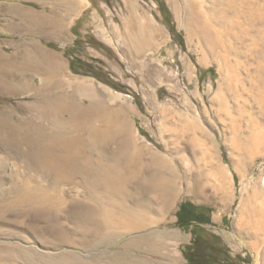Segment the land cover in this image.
<instances>
[{
    "label": "rangeland",
    "instance_id": "rangeland-1",
    "mask_svg": "<svg viewBox=\"0 0 264 264\" xmlns=\"http://www.w3.org/2000/svg\"><path fill=\"white\" fill-rule=\"evenodd\" d=\"M175 1L182 5L178 15L168 0H84L82 13L68 19L51 40L2 28L0 21V47L8 54L15 46L52 52L73 81L95 84L109 105H127L125 118L133 138L150 155L162 156L163 170L175 175L178 186L172 210L162 221L139 231H119L97 249L80 248L77 234L62 237L73 247L63 245L61 236L33 233L27 217L12 215L0 223L2 248L75 251L86 259L116 253L140 264H264V101L259 102V89L248 85L256 74L240 69L238 90L230 92L229 76L221 68L224 60L207 53L179 25L187 8L182 0ZM44 9L48 7H23L26 16ZM150 35L152 44L136 53L135 40L148 43ZM238 43L233 49L237 53L227 58L243 63L248 41ZM32 95L0 93V111L13 113L14 120L44 121L25 109L34 102ZM21 161L17 164L24 171ZM8 163L9 173L15 162ZM63 190L91 202L79 187L65 185ZM183 204L188 206L178 220ZM158 234L165 238L160 245L140 243ZM16 259L9 264H22Z\"/></svg>",
    "mask_w": 264,
    "mask_h": 264
},
{
    "label": "bare ground",
    "instance_id": "bare-ground-1",
    "mask_svg": "<svg viewBox=\"0 0 264 264\" xmlns=\"http://www.w3.org/2000/svg\"><path fill=\"white\" fill-rule=\"evenodd\" d=\"M168 2L174 14H180L181 3ZM182 4L187 17L179 25L189 37L195 35L207 53L224 60L221 68L229 76L228 90H238L240 69L248 75L253 71L256 78L248 85L258 88L262 99L258 100L264 101V0H182ZM51 30L38 26L36 33L49 36ZM149 39L148 43L136 39L135 52L152 44L151 35ZM237 43L246 45L243 63L227 58L237 53L233 51ZM51 53L37 46H15L11 54L0 51V89L34 92V102L25 109L44 120L21 116L14 120L13 113L0 111V223L8 215L27 217L33 233L61 236V243L72 247L62 237L77 234L80 248L88 251L108 244L119 231H139L162 221L174 205L177 179L163 170L161 155H150L145 145L135 141L125 118L127 105H109L95 84L73 81L64 62ZM10 77L18 78L15 88L8 82ZM10 159L16 164L8 173ZM20 161L24 171L17 164ZM65 185L79 187L91 202L69 196ZM163 238L149 235L140 243L153 248ZM81 254L2 248L0 242V264L14 263L16 258L22 264H140L116 253L89 259Z\"/></svg>",
    "mask_w": 264,
    "mask_h": 264
},
{
    "label": "crops",
    "instance_id": "crops-1",
    "mask_svg": "<svg viewBox=\"0 0 264 264\" xmlns=\"http://www.w3.org/2000/svg\"><path fill=\"white\" fill-rule=\"evenodd\" d=\"M21 6H43L48 7V9L37 11L39 15L31 13L26 16L24 14L25 10H23V7L21 8ZM83 6L84 0H16L12 4H10L7 0H0L1 26L2 28L4 27L13 31H25L29 34L37 35L48 40L56 39L58 32L64 29L65 22H67L68 19L72 21L74 15H77L79 13L81 14L82 11L80 12V9ZM9 14L15 17V21H9ZM80 18L81 17H79L75 21V24L70 26L71 31L74 30V26H76V23L79 22ZM38 26H45L48 30L52 29L51 32L54 30L56 32H52L53 34L50 32L49 36L40 35L38 33H35ZM29 31H31V33ZM0 51L4 52L5 54L7 53L3 49H1V47ZM27 79L30 80V83H32V77H29ZM8 82L10 83V86L15 88V85H17L18 83V78L10 77L8 78ZM38 84L39 82L37 83V85ZM21 92L22 91L13 90L12 93V91L0 89V93L7 95L34 94V92ZM76 93L78 94V90L76 91Z\"/></svg>",
    "mask_w": 264,
    "mask_h": 264
},
{
    "label": "trees",
    "instance_id": "trees-1",
    "mask_svg": "<svg viewBox=\"0 0 264 264\" xmlns=\"http://www.w3.org/2000/svg\"><path fill=\"white\" fill-rule=\"evenodd\" d=\"M71 65V64H70ZM71 69V68H70ZM188 206V204H183L181 207H180V209H179V211L177 212V217H178V220H181V218H183V216H184V211H185V209L187 208V206ZM189 262H191L192 263V261L190 260V259H187ZM193 264V263H192Z\"/></svg>",
    "mask_w": 264,
    "mask_h": 264
}]
</instances>
